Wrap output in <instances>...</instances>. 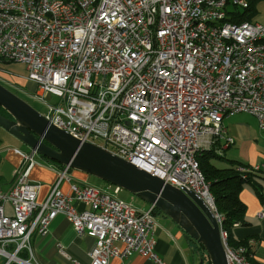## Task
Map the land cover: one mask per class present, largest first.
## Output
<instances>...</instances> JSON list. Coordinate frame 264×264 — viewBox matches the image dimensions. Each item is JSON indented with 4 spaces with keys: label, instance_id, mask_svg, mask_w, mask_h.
<instances>
[{
    "label": "built area",
    "instance_id": "built-area-1",
    "mask_svg": "<svg viewBox=\"0 0 264 264\" xmlns=\"http://www.w3.org/2000/svg\"><path fill=\"white\" fill-rule=\"evenodd\" d=\"M249 0H0V64H21L36 84L41 115L81 142L95 144L165 183L196 194L219 227L226 264H253L247 246H232L197 157L231 145L223 123L253 115L264 128V21H238ZM20 157L0 189L1 264H37L30 235L65 216L94 245L87 264L155 251L153 206L136 209L119 187L72 181L57 170L46 198L29 180L35 153ZM237 171H264V165ZM264 173V172H263ZM69 184L67 192L60 188ZM75 202L83 206L78 210ZM264 212L258 213L261 217ZM253 242V241H249ZM59 254L82 264L58 245Z\"/></svg>",
    "mask_w": 264,
    "mask_h": 264
},
{
    "label": "crops",
    "instance_id": "crops-1",
    "mask_svg": "<svg viewBox=\"0 0 264 264\" xmlns=\"http://www.w3.org/2000/svg\"><path fill=\"white\" fill-rule=\"evenodd\" d=\"M261 21H264V18ZM0 76L16 84L18 82L20 85H23L27 80L24 67L16 63L4 65V68L0 70ZM231 117L223 119V123L228 130V135L233 139V143L228 147V149L233 147L235 151L231 157L239 159L252 167L264 165V139L258 135L256 131L257 125L250 123V121H239L235 119V115ZM259 129L261 131L264 130V128L260 127ZM14 147L19 148L13 146L7 148V150H0V154H4L5 159L11 163L12 171H15L20 163V157L12 150ZM35 156L38 157L35 158ZM35 156L34 158L39 163L34 165L30 170L29 180L41 185L37 197V201L41 202L46 198L57 179L58 167L48 164L41 155L37 154ZM85 174L75 169H70L69 172L72 181L78 183H87L88 178L84 176ZM261 177L260 183L264 192V173ZM11 180L12 178L10 177V180L8 179L5 185L0 186V189L7 190L11 184ZM60 188L67 192L69 184L66 181H62ZM239 196L246 206V223L235 227L233 229V236L238 240L247 239V246L250 247L249 252L253 257V261L257 264H264V215L258 216V213L264 212V203L261 202L253 188L249 185L240 191ZM75 206L78 210L83 209V206L79 203L75 202ZM153 216L155 224L153 235L156 253L167 264H195L193 249L186 236L187 233L175 221L163 213L158 212ZM30 243L34 260L37 264H72L59 254V244L64 247L70 257L82 264H87L89 252L94 245V239L90 236L78 237L65 216L58 214L50 221L45 234L34 231L30 235ZM4 261L5 257L0 256V264ZM108 264L154 263L150 259L135 253L126 259L112 258Z\"/></svg>",
    "mask_w": 264,
    "mask_h": 264
},
{
    "label": "water",
    "instance_id": "water-1",
    "mask_svg": "<svg viewBox=\"0 0 264 264\" xmlns=\"http://www.w3.org/2000/svg\"><path fill=\"white\" fill-rule=\"evenodd\" d=\"M0 126L29 148L58 164L98 177L137 195L175 221L202 245L210 264H226L219 227L212 212L193 192H183L105 149L81 142L55 127L39 111L0 83ZM195 264H203L194 251Z\"/></svg>",
    "mask_w": 264,
    "mask_h": 264
},
{
    "label": "trees",
    "instance_id": "trees-1",
    "mask_svg": "<svg viewBox=\"0 0 264 264\" xmlns=\"http://www.w3.org/2000/svg\"><path fill=\"white\" fill-rule=\"evenodd\" d=\"M260 0H249L248 8L242 10L238 14V21L251 20L257 16L256 5ZM4 65L0 64V70ZM0 113L8 114L1 106ZM229 145L223 143H216L209 149H204L199 157H197L199 168L204 175L205 180L209 184V190L214 197L216 208L222 214L223 227L228 231V241L232 246L244 245L247 246V239H235L233 236V229L241 224H245L246 206L240 199V191L247 185L251 186L257 197L264 203L263 187L260 183L261 176L264 171H249L247 173H240L237 171L239 166L249 167L236 158H225V151ZM48 164L55 167H62L63 165L49 160L44 156ZM227 162L226 166H219L216 164L218 160ZM162 213L157 208L153 207L152 214ZM190 245L194 251H199L204 260L210 264L205 250L202 245L198 244L188 234H186ZM248 250L250 247H248ZM253 264H257L252 261Z\"/></svg>",
    "mask_w": 264,
    "mask_h": 264
},
{
    "label": "rangeland",
    "instance_id": "rangeland-1",
    "mask_svg": "<svg viewBox=\"0 0 264 264\" xmlns=\"http://www.w3.org/2000/svg\"><path fill=\"white\" fill-rule=\"evenodd\" d=\"M257 10V17L259 19L264 18V0H260L256 5ZM0 83L3 84L5 87L10 89L11 91L17 93V96L22 98L24 101H26L29 105L34 107L37 111L45 112L46 108L43 104L39 103L37 99L34 98V94L37 90L36 84L32 81L26 80L23 85H20L18 82L17 84L15 82L9 81L8 79L0 76ZM234 116V115H233ZM235 119L239 121H244L252 124L257 125L256 131L258 132V135H260L264 139V130L261 131L258 126V121L254 116H250V114H244V113H236ZM229 119L230 117H225V119ZM233 118V117H231ZM253 118V120H251ZM17 146L19 149L23 151H28V147L24 145L22 142H20L17 138L12 136L8 131H6L4 128L0 126V150H7V148ZM235 153L234 148L231 147L225 151L224 157L229 159L232 158L231 156ZM35 155H37L35 153ZM38 156H35L37 158ZM41 160V159H40ZM216 164L219 166H226L227 162L222 160L216 161ZM11 163L7 161L4 157V154H0V186L5 185L7 183L8 179L10 180V177L13 179L15 171H12ZM251 166V165H249ZM72 170V169H71ZM87 179V184L92 186H97L99 188H109L110 191H113V188H116L117 186L107 183L104 180L92 176L90 174L84 175ZM119 198L130 202L136 209L138 210H146L149 207V204L142 200L140 197H138L135 194L130 193L129 191L119 188V192L117 195ZM203 264H208L206 260H204Z\"/></svg>",
    "mask_w": 264,
    "mask_h": 264
},
{
    "label": "flooded vegetation",
    "instance_id": "flooded-vegetation-1",
    "mask_svg": "<svg viewBox=\"0 0 264 264\" xmlns=\"http://www.w3.org/2000/svg\"><path fill=\"white\" fill-rule=\"evenodd\" d=\"M10 90V89H9ZM12 92H13V90H12ZM13 93H15L16 95H17V93L16 92H13ZM3 115H5V116H7V117H9V118H11V116L9 115V114H3Z\"/></svg>",
    "mask_w": 264,
    "mask_h": 264
}]
</instances>
